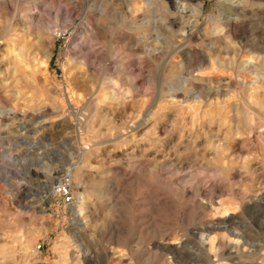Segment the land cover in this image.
Returning a JSON list of instances; mask_svg holds the SVG:
<instances>
[{
    "label": "rangeland",
    "instance_id": "374dc122",
    "mask_svg": "<svg viewBox=\"0 0 264 264\" xmlns=\"http://www.w3.org/2000/svg\"><path fill=\"white\" fill-rule=\"evenodd\" d=\"M181 237V264H264V0H0V264Z\"/></svg>",
    "mask_w": 264,
    "mask_h": 264
},
{
    "label": "bare ground",
    "instance_id": "6f19581e",
    "mask_svg": "<svg viewBox=\"0 0 264 264\" xmlns=\"http://www.w3.org/2000/svg\"><path fill=\"white\" fill-rule=\"evenodd\" d=\"M136 7V6H135ZM135 7H133L134 9H135ZM134 13V12H133ZM88 14V13H87ZM99 15V14H98ZM99 17V16H98ZM174 20V19H173ZM89 21V20H88ZM101 21V20H100ZM109 22V21H108ZM89 23V22H88ZM91 23V22H90ZM134 23V22H133ZM171 24H172V26L175 24V23H173V22H171ZM90 25V24H89ZM229 25V24H228ZM92 26V25H91ZM91 26H88V31H92V27ZM170 27V26H169ZM171 28V27H170ZM87 31V30H86ZM95 31V30H94ZM88 34V33H87ZM127 34V33H126ZM130 34V33H129ZM192 35V34H191ZM97 36V35H96ZM123 36H125V35H123ZM136 39V38H135ZM142 40V39H141ZM158 55V54H157ZM49 57V56H48ZM251 61V60H250ZM249 62V61H248ZM213 66H214V64H213ZM221 67V66H220ZM240 67V66H239ZM242 68V67H241ZM242 69H244V68H242ZM242 72V71H241ZM244 77V76H243ZM187 79V78H186ZM214 94V93H213ZM212 94V95H213ZM217 94V93H216ZM215 94V95H216ZM169 97H170V95H169ZM218 97V96H217ZM262 124V123H261ZM263 130V129H262ZM8 157V160H10V161H15V160H17V158H13L12 156H11V154H8L7 155ZM139 162V161H138ZM132 162H130V167L134 170V169H137V167L136 166H133L132 164H131ZM142 163V162H141ZM134 165H135V163H133ZM128 165H129V163H128ZM143 166V165H142ZM142 166H140V167H142ZM128 167V166H127ZM143 169V168H142ZM149 169H150V167H149ZM144 171H145V169H144ZM143 171V172H144ZM152 174V173H151ZM194 181H197L196 179H194ZM181 185V184H180ZM190 186V185H189ZM210 186V185H209ZM209 189V188H208ZM248 189V188H247ZM244 190V189H243ZM208 191V190H207ZM184 192L187 194V195H189V196H191V197H197V196H200L201 195V191H200V189H198V190H195L194 191V189L191 187L190 189H188V190H184ZM206 195H207V192H206ZM210 195V194H209ZM183 196V195H182ZM203 196V195H202ZM208 196V195H207ZM207 196H205V197H207ZM109 198V197H108ZM182 198V197H181ZM261 198H262V196H261ZM199 199H201V198H199ZM188 200V199H187ZM93 203V202H92ZM82 206V205H81ZM207 206V205H206ZM83 207V206H82ZM90 208V207H89ZM73 209V216H74V220H75V225H77L78 226V229H80L79 228V226L80 225H83V224H88L89 223V220H91V222L92 221H95V218L98 216V212L96 211V212H92V213H89V215H86L84 218H82V215H83V209L81 208V207H79L78 206V209H77V207L75 206V207H73L72 208ZM94 209V208H93ZM89 218V220H87ZM238 218V217H237ZM83 219H86L87 221L86 222H84L83 224H81V223H78V222H81ZM233 221V220H232ZM226 223V222H225ZM233 223V222H232ZM235 223V222H234ZM92 225V224H91ZM212 225V224H211ZM221 225H223V224H221ZM198 226V225H197ZM206 226V225H205ZM216 227V226H215ZM237 227V226H236ZM202 228V227H201ZM197 229V228H196ZM187 233V232H186ZM193 233V232H192ZM212 233V232H211ZM231 234L233 235V236H235V239H234V241L233 242H231V243H228V244H225V242L224 243H220L221 244V246L219 247V249H217L218 250V254H217V257H219V259H221V260H225L226 258H224V256H225V253H227L228 254V258L230 257V258H232L231 256L232 255H235V258L236 259H238L239 257L240 258H242L243 257V252H241L240 251V248L239 247H237V246H232V244H238V243H240L241 242V240H243L244 239V237L241 235V234H239L238 232H236V230L235 229H233V230H231ZM165 235V234H164ZM166 236V235H165ZM177 236V235H176ZM183 236V235H182ZM203 236V235H202ZM189 237V236H188ZM180 238V237H179ZM161 239H159V241H160ZM170 240V238H168V239H163L161 242H158V243H156V248H158L162 253H165L167 256L168 255H171V257H170V259L172 260H174V262L176 263V264H179L180 263V261L178 260V257L179 256H177V254L178 255H182L181 253H183L184 252V249H186V248H188V246H186L187 245V240L186 239H184L183 240V237H181V239H178V240H176V241H169ZM190 240V239H189ZM190 242H192L191 240H190ZM203 242L204 241H202V244H203ZM227 243V242H226ZM244 245H249V243L247 242V241H245L244 240ZM205 245H206V243H205ZM203 247H204V245H203ZM190 248V247H189ZM218 248V247H217ZM193 249V248H192ZM195 249V248H194ZM213 249H215V248H213ZM216 250V251H217ZM231 250V251H230ZM159 251V252H160ZM184 254V253H183ZM162 255H164V254H162ZM191 255H193V253L191 254ZM165 256V255H164ZM183 256H185V255H183ZM194 256V255H193ZM201 256V255H200ZM246 257V256H245ZM229 258V259H230ZM184 259V258H183ZM188 259V258H187ZM242 260V259H241ZM201 261V260H200ZM226 261V260H225ZM229 261V260H228ZM171 262V261H170ZM174 262H173V264H174ZM233 262V261H232ZM201 263V262H200ZM204 264H207L208 263V261L206 262V261H204L203 262ZM181 264V263H180ZM228 264V263H227ZM230 264V263H229ZM233 264H235V263H233ZM253 264V263H252ZM260 264V263H259Z\"/></svg>",
    "mask_w": 264,
    "mask_h": 264
},
{
    "label": "built area",
    "instance_id": "2783aa9c",
    "mask_svg": "<svg viewBox=\"0 0 264 264\" xmlns=\"http://www.w3.org/2000/svg\"><path fill=\"white\" fill-rule=\"evenodd\" d=\"M57 193L58 195H60L61 197L68 199L69 201L71 200V185L69 183L68 180H65L62 183H59L57 185ZM42 246H39L37 249L41 250Z\"/></svg>",
    "mask_w": 264,
    "mask_h": 264
}]
</instances>
